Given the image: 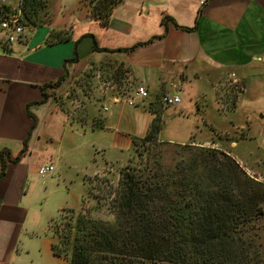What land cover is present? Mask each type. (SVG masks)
<instances>
[{"label": "crops", "instance_id": "0c3cea01", "mask_svg": "<svg viewBox=\"0 0 264 264\" xmlns=\"http://www.w3.org/2000/svg\"><path fill=\"white\" fill-rule=\"evenodd\" d=\"M80 15L74 22L26 27L12 42L0 34V154L20 155L14 161L5 153L2 174L0 157V264H70L68 257L54 253L53 234L41 222L36 206L40 182L34 174L38 162L34 154L42 141L49 149L67 134V125L60 139L53 129L48 127L46 132L45 126L51 115L54 129L64 117L49 93L64 84L70 71L85 65L111 68L117 64L124 68L132 89L137 83L148 89L149 96L138 105L124 102L130 89L125 94L106 92L98 123L95 114L84 119L68 114L82 128L89 126L93 133L106 135L109 147L122 152L134 150V139L145 136L155 117L152 105L162 94H179V103L186 104L163 105L161 129L164 124L174 128V124L182 132L190 131L187 106L201 102L202 94L206 95L203 86H218L222 79L240 81L234 98L221 99L232 101L226 107L231 117L260 120V132H264V0H122L106 27L85 9ZM165 16L172 20L164 22ZM52 31L65 32L68 38L51 40ZM232 126L244 128L238 121ZM68 131L70 142L87 137V132ZM160 132L158 139L163 141ZM241 138L248 143L247 156L255 157V150L264 154V138L256 147L251 135ZM211 142L217 145L198 141ZM237 144L231 141V146ZM51 179L43 184L47 187Z\"/></svg>", "mask_w": 264, "mask_h": 264}, {"label": "trees", "instance_id": "16d2710c", "mask_svg": "<svg viewBox=\"0 0 264 264\" xmlns=\"http://www.w3.org/2000/svg\"><path fill=\"white\" fill-rule=\"evenodd\" d=\"M121 1L92 0L90 14L106 27ZM45 6L46 0H19L26 25H37L36 16ZM50 37L64 40L68 35L52 31ZM152 111L155 117L145 136L134 139L135 146L159 140L162 106L154 103ZM165 143L180 145V153L193 157L166 169L162 149L155 148L140 166L122 168L117 186L108 193L112 221L87 211L74 216L71 209L63 215L61 209L49 224L61 244L53 242L54 253L68 257L70 264H264L256 227L264 215V183L224 150ZM5 153L8 160L20 157L2 151L1 174Z\"/></svg>", "mask_w": 264, "mask_h": 264}, {"label": "rangeland", "instance_id": "374dc122", "mask_svg": "<svg viewBox=\"0 0 264 264\" xmlns=\"http://www.w3.org/2000/svg\"><path fill=\"white\" fill-rule=\"evenodd\" d=\"M91 5L92 0H46V6L40 9L36 16L37 25L44 23L49 25L60 24L64 21L74 22L75 17L80 15L82 10L85 9L90 12ZM13 15L18 16L19 22L24 25V28L36 27V25H26L22 12L19 10V0H0V19ZM0 34L7 37L6 31L2 29L1 25ZM126 76L121 65L116 64L111 68L102 65L99 68L85 65L70 71L62 86L50 90L49 94L55 101L56 108L65 113L62 120L59 119L55 129L52 128L56 125L55 117L51 115L49 123L45 126V131L47 132L48 127L53 129L57 138L60 139L65 130L64 125H67V134L62 141H58L57 145L55 144L49 149L44 146L47 142L42 141L40 148L34 154L38 160L36 163L37 170L34 174L40 182L36 190V206L37 211L40 212L41 222L46 223V226H49L51 219L59 216L60 210L63 208H65L63 215L68 214V209H71L74 216L81 211H87L93 218L112 221L114 215L109 209L108 193L117 186L122 168L136 164L140 166L145 162L148 153L155 148L162 149L161 161L166 169L175 167L176 162L181 158L189 160L193 157L191 152L180 153L182 150L180 145H168L165 142L178 143L184 141V144L191 143L197 146L214 147L228 152L237 160L233 155L235 154L241 160V162L237 160L240 167L251 177L264 183V154L262 155L258 150H255V157L247 156L248 143L242 140L244 138H241L246 133L251 135L254 147L259 145V141L264 138V132H260L261 126L258 125L260 120L232 118L229 111L226 110V107L232 105V101H229V97L227 100H221L224 99V96L232 98L236 96L240 89L239 80L230 83L229 80L222 79L218 86L202 87V91H206V95L202 94L201 102L193 101L191 106H187L185 110L188 112L186 122L190 131L184 130L182 132V128L177 125L173 124V128L172 124H164L160 132L163 141L157 140L148 145H142L137 141L138 145L134 150L130 148L122 152L113 149L109 147V140L106 135L101 137L103 133H93L89 126L82 128L77 120L68 117V114H71L74 119H84L91 113L95 114L98 123L100 113H102L101 104L103 102L101 98L106 92H109V95L110 92L114 95L116 90L119 94L128 93L129 89L131 91L133 85L128 84ZM139 84L141 83H137V85ZM108 86L109 88H107ZM139 102L138 100L135 105H138ZM183 103L186 104L183 101L177 105ZM156 105L159 107L164 105L161 96L157 98ZM170 110L166 111V115L169 117ZM67 118H70L68 122H66ZM237 121L244 126L243 130L232 126V122L237 123ZM71 128L78 132H87V137H80L79 141L70 142L68 130ZM92 139L95 141V145H92ZM207 140L214 141L217 145L213 146V142L198 143V141ZM82 141L88 142L84 145ZM231 141L238 142L237 147L231 146ZM55 148H57V152ZM51 152H53L52 158L49 160ZM44 159L49 161L46 160L45 162ZM45 163L52 164L54 169L50 174L42 176L38 172V167ZM50 178L52 179L46 187L43 180ZM53 222L51 225L54 224ZM256 227L259 241L262 243V249H264V215L256 223ZM54 241L61 245L58 236L55 235Z\"/></svg>", "mask_w": 264, "mask_h": 264}, {"label": "built area", "instance_id": "2783aa9c", "mask_svg": "<svg viewBox=\"0 0 264 264\" xmlns=\"http://www.w3.org/2000/svg\"><path fill=\"white\" fill-rule=\"evenodd\" d=\"M0 25L2 29L6 31L8 42L17 40L24 32V25L19 22V18L16 15L1 18ZM148 96V89L139 84L136 85L131 90V93L124 98V102L129 105H135L138 100L146 99ZM161 101L164 105L170 106L179 103L181 101V97L179 94L166 92L161 95ZM53 169V165L46 164L39 168V173L42 175L50 174Z\"/></svg>", "mask_w": 264, "mask_h": 264}]
</instances>
